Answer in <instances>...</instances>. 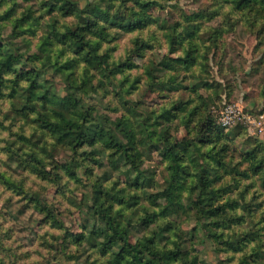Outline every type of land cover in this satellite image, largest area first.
I'll return each mask as SVG.
<instances>
[{
  "label": "rangeland",
  "instance_id": "1",
  "mask_svg": "<svg viewBox=\"0 0 264 264\" xmlns=\"http://www.w3.org/2000/svg\"><path fill=\"white\" fill-rule=\"evenodd\" d=\"M71 1H78L81 7L92 2L104 10L109 3ZM153 1L155 5L143 12L146 23L142 27L130 31L111 27L112 36L100 49L108 55L109 64L89 69L86 94L79 93L83 105L95 116L128 120V131L121 132L120 137L129 152H138L147 187H130L122 173L124 168L110 167L111 144H101V153L92 158H86L87 149L74 154L57 144L47 131L42 132L13 109L8 86L0 96V264H108L102 245L92 248L72 240L83 230L87 206L92 202L91 185L98 183L104 170H109L110 176L101 181L103 187L138 196L135 206L113 203L110 209L120 215L121 223L129 222L130 243L142 244L171 223L165 246L172 250L180 246L178 264H252L248 259L243 263V259L255 248L264 255V119L261 127L258 124V116L264 117V21L248 22L227 0ZM43 2L62 3L0 0V16L12 9L9 18L0 19V37L4 40L15 35L14 17L31 13L29 21L35 32L26 31L14 39L19 47L15 54H39L38 45L48 34L46 23L51 20L58 21L59 29L74 21L72 16H63L56 5L51 12L39 9ZM107 10L113 15L118 9ZM133 10L139 8L134 6ZM187 53L192 56L189 66L183 60ZM54 60L45 68L46 78L65 96L64 76L50 68L53 63L58 65ZM121 61L129 66L110 73L113 64ZM0 62L11 71L15 69L6 55L0 56ZM28 65L18 67L23 75L31 73ZM82 75L80 65L76 76ZM232 110L239 117L223 127L220 119H226ZM207 120L226 129L220 133L218 146L200 140L202 124ZM21 135L25 140H20ZM171 142H182L186 147L181 164L185 169L188 166L189 173L180 174L177 182L182 203L192 208L200 201L198 190L193 188L196 175L206 173L215 181L214 186L222 189L218 192L221 196L214 198L215 204L232 203L236 208L227 212L238 215V223L217 229L215 224H204L205 218L194 209L162 217L161 209L168 203L164 189L171 174L165 148ZM213 145L219 149L227 146L216 156L220 163L207 158ZM31 151L43 165L27 155ZM251 155L263 161L258 173L250 170ZM153 214L159 217L151 223L146 221ZM214 231L224 233L225 238L250 232L257 240L234 251L211 237ZM106 246L112 248L113 242Z\"/></svg>",
  "mask_w": 264,
  "mask_h": 264
},
{
  "label": "trees",
  "instance_id": "2",
  "mask_svg": "<svg viewBox=\"0 0 264 264\" xmlns=\"http://www.w3.org/2000/svg\"><path fill=\"white\" fill-rule=\"evenodd\" d=\"M61 1L60 5L43 2L39 9L51 12L53 6L56 5L57 10L63 16H72L74 21L70 25L64 24L63 29L58 28L56 19L46 23L48 34H44L41 38L38 45V51H41L39 54H15L19 51V47L14 39L16 40V37L25 34L26 31L35 32L34 28L31 27L33 22L29 21L32 17L28 11L22 13L19 17H14L12 30L15 35L13 37L5 40L0 37V56L6 55L15 67L11 71L8 66L0 62V96H3L2 90L10 86V103L13 109L20 113L23 116L22 118L36 124L42 132L47 131L57 144L68 147L74 154L79 151L85 152L82 149H87L89 151L86 158H92V156L101 153V144H111L114 151L109 155L111 158L108 162L110 167L114 170L124 168L122 173L130 187L145 189L147 186L144 185V180L147 176L140 171V160L136 154L138 152H129L120 137L121 132L126 133L128 131V120L122 118L111 120L105 116H101V118L95 116L93 110L83 105L79 93L86 94L89 69H98L103 64H109L108 55L100 53V49L103 42L108 41L112 36L111 27L127 31L142 27L146 23L143 19V12L148 11L155 5V1L107 0L109 2L107 9L111 7L118 9L114 11L113 15L109 14L107 9H101L99 5L92 2L81 7L78 1ZM227 1L240 14H243L248 22L253 24L254 22L264 21V0ZM126 3H129V5ZM134 6L139 8V11H134ZM119 9H127L129 12L125 14ZM11 11L12 9L7 10L4 17L0 16V19L9 18L12 15ZM22 40L27 42L24 38ZM61 56H64V61L59 59ZM40 58H43V60L40 61ZM191 58L192 56L188 53L183 57L188 66L192 62ZM53 59H56L54 61L58 65L53 63L50 68L64 76L67 93L65 96H61L46 78L47 71H45V68ZM57 59L59 60L57 61ZM25 64H29L28 66L31 68V73L27 75H23L18 68L21 65L26 68ZM128 64L127 61L117 62L113 64L110 73L112 71L113 73L120 72L124 67L129 66ZM80 65L83 66V75L76 76V71ZM148 74L151 76L152 73L148 72ZM207 84L203 83L202 85ZM128 110H130V107H128ZM223 130L226 129L216 126L211 120H207L202 124L200 140L203 144L216 143L215 145L218 146L221 143L220 133ZM19 138L22 141L25 140L24 135ZM215 145L209 149L211 155H208L207 158H214L220 163L216 156L223 154L227 150V146L225 145L219 149L214 147ZM41 150L45 152V146L41 147ZM165 151L171 162L169 167L171 174L164 189V195L168 198V203L161 209L162 217L177 215L179 212L186 213V211L194 209L200 213V216L205 218L204 224H215L217 229L221 227L229 228L232 224L239 222L236 219L238 215H230L227 212V210L233 211L236 208L232 203L215 204L217 200L214 198L221 196L218 192H221L222 189L220 187L216 188L214 186L215 181L209 178L206 173L196 175L195 187L193 188L198 190L201 196L200 201L194 202L192 208L183 204L178 193L177 182L180 174L189 173L188 166L186 165L185 169L184 165L181 164L183 160L181 156L186 152V147L182 142H171L165 148ZM27 155L31 156L36 163L43 165V161L34 151ZM93 160L98 165L96 159ZM245 160L247 159L245 158ZM248 160L252 172L258 173L262 169V160L255 159L253 155ZM68 174L73 176L71 172H68ZM109 176V170H104L103 177L97 178L98 183L91 185L92 202L87 206L88 215L84 220L83 230L73 235V243H85L92 248L102 245V251L107 252L106 262L108 264H178L181 254L180 246L176 250L168 249L165 246L168 242L169 233L172 231L171 223L158 229L156 234L159 239L155 234L152 239L142 244H132L127 240L130 228L129 222L121 223L119 220L120 215L112 214L110 209L113 203L123 204L129 208L135 206V199L138 196L126 195L124 189L114 190L103 187L101 181L108 180ZM31 199L37 200L35 196H31ZM202 200H205L206 203L205 201L201 203ZM38 210L43 211L40 208ZM158 217L153 214V217L146 219V221L151 223L152 220L154 221ZM59 227L63 228L62 225ZM164 232L166 233L163 234ZM233 235L235 233L227 235L225 238L224 233L214 231L211 237L220 244L229 245L234 251H241L257 240L250 232L243 233L235 238H233ZM108 241L113 242V247L110 249H107L106 246ZM256 249L258 248L250 249L248 256L246 255L245 260L243 259V263L248 259V262L252 264H264L263 253Z\"/></svg>",
  "mask_w": 264,
  "mask_h": 264
},
{
  "label": "built area",
  "instance_id": "3",
  "mask_svg": "<svg viewBox=\"0 0 264 264\" xmlns=\"http://www.w3.org/2000/svg\"><path fill=\"white\" fill-rule=\"evenodd\" d=\"M227 111H228V110H226L225 115H226ZM232 111H233V110H232ZM238 117H239V115L237 114V112H236V111H233L229 116H227L226 119H223V120L220 119V122H221V124H222L223 127H227V126H229L232 122H234V119H235V118H238ZM258 117H259V119H258V124H259V126L261 127V123H262L264 117H263V115H259Z\"/></svg>",
  "mask_w": 264,
  "mask_h": 264
}]
</instances>
